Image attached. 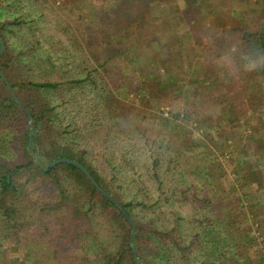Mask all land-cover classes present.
Listing matches in <instances>:
<instances>
[{"label": "rangeland", "instance_id": "374dc122", "mask_svg": "<svg viewBox=\"0 0 264 264\" xmlns=\"http://www.w3.org/2000/svg\"><path fill=\"white\" fill-rule=\"evenodd\" d=\"M214 2L176 0L180 13L190 10L189 17L183 13L181 21L165 31L156 25L157 36L146 47H135L133 42L131 47L109 48L102 37L109 24L103 23V17L105 9L111 7L110 0H22L18 10L36 18L31 23L34 31L24 27L32 38H39L35 56L49 51L60 71L38 68L27 54L20 58L31 62L27 73H52L60 82L50 93L56 107L54 137L60 144L83 153L88 165L121 200L158 202L156 206L160 208L150 214L167 221L177 217L180 224L176 231L180 230L186 239L197 231V223H189L188 217L231 212L233 231L247 234L250 239L241 250L240 259L247 257L251 264H264V183L260 191H254V198L247 199L244 194L251 191L244 174L253 173L264 181V75L260 73L264 54L251 59L245 53H235L234 45L229 48L227 42L221 43L227 29L244 27L254 32L262 28L264 0ZM136 3L122 10L128 13L131 7L138 11ZM179 33L184 34L181 44L175 42ZM240 40V33H233L228 39L231 44ZM17 42L15 35H10V43ZM117 51L120 54L114 56ZM188 57L201 59L196 66L208 72L207 79L194 72ZM75 79L82 80L70 82ZM158 80L166 83L167 91L157 90ZM177 80L187 87L211 85L217 94L225 90L228 101L217 104L214 100H195L180 91ZM114 89L120 90L115 97L119 104L114 100L107 102L106 96ZM177 110L180 118L167 121L171 112ZM0 144V157L17 160L18 153L7 138ZM236 170L239 173L235 175ZM191 183L199 198H209L208 209L194 204L188 192L186 197L176 190ZM76 202L78 208L86 209L82 202ZM69 213L75 215L73 206ZM101 219L93 232L97 245L106 244L111 231ZM54 225L53 221L52 228ZM216 225L222 232L224 226L220 222ZM3 233L0 228V264H37L22 255L26 250L41 254L42 264L76 261L75 258L68 262L69 258L66 262L63 253H55V257L48 237L42 233H38L37 241L29 238L21 248ZM87 238L80 247L73 246L71 255L80 264H103L94 255L84 253L83 246L96 247L93 235ZM203 253L195 248L189 261L179 263L215 261Z\"/></svg>", "mask_w": 264, "mask_h": 264}, {"label": "trees", "instance_id": "16d2710c", "mask_svg": "<svg viewBox=\"0 0 264 264\" xmlns=\"http://www.w3.org/2000/svg\"><path fill=\"white\" fill-rule=\"evenodd\" d=\"M214 1V3H222L225 0ZM21 2L22 0H0V34L4 41L0 66L16 95L33 117V121L29 123L28 116L12 98L0 78V143L7 138L8 143L12 144L15 152L18 153L17 160L7 161L0 157V228L5 231L4 237L12 238L16 246L21 248L26 240L30 238L32 241H37L38 233H42L43 236L48 237L53 255L56 257L57 254H65L66 262L69 258L68 262L76 258L73 264L80 263L77 257L71 255V249L76 245L80 247L83 244L81 241L88 239L87 235H93V244L96 247L93 249L83 246L84 253L94 255L103 264H180V260L189 261L195 248L198 252H204V256L215 258L212 264H251V260L247 257L240 259L241 250L250 239L247 234L233 231L230 221L234 216L233 213L212 212L202 215L201 218L188 217L189 223L192 224L194 221L197 223V231L186 239L180 230L176 231L177 225L180 224L177 217H167L169 219L167 221L165 217L156 219L155 214H150L160 208L156 206L158 202L148 204L143 200L140 202L121 200L88 165L83 153L58 142L52 131L56 107L52 104L50 93L60 85V82L52 73H45L48 74L46 76L27 73L30 71L28 68L31 62L22 60L20 56L29 55L34 65L40 69L44 67L45 71H60L58 68L60 65L50 56L49 51H45L44 56H35V43L39 38L37 35H33L32 38V34L24 29L34 31L35 27L31 23L36 18L18 10ZM135 3L138 11H134L131 7L128 13L122 10L127 8L124 6ZM175 3L176 0H110L111 7L105 9V17H103V23H109L104 29L105 36L102 37L105 47L120 48L123 45L129 46L133 42L135 47L148 46L153 37L157 36L155 30L157 27L165 31L171 28L169 26L175 25L174 23L178 24L183 13L189 17L190 10L186 9L185 12L180 13L181 10ZM104 18L108 21H104ZM225 33L226 36L221 43L227 42L229 48L234 45L235 53H245L255 60L264 54V24L254 32L240 27L227 29ZM233 33H240V42L231 44L228 41ZM10 35H15L17 44L10 43ZM177 37L179 38H176L175 42L179 41L181 44L184 34L179 33ZM14 49L17 52L14 53ZM119 54L117 51L114 56ZM176 54H179V50H176ZM166 57H162L163 61L167 60ZM170 58H174L173 55ZM188 58L194 72L207 79L208 72L196 66L202 62L201 59L197 57L194 61L195 57ZM14 61L18 66L14 65ZM166 73L170 75L169 71ZM260 73L264 75V65ZM213 75L217 80L215 71ZM81 80L75 79L70 82ZM157 82L158 91H167L166 83L160 80ZM177 84L181 92L195 97V100L202 99L204 102L214 100L217 104L228 101L224 98L225 90L217 94L211 85H207V89L205 85L200 84L187 87L178 80ZM117 93H120L119 89L110 91L106 96L107 102L114 100L119 104V99L115 98ZM170 115V118H166L167 121L176 120L180 118V111H173ZM257 145L259 146V142ZM59 157H68L81 162L103 189L117 200V203H112L104 197L76 166L69 163L47 166L49 161ZM238 173L237 170L234 171L235 175ZM179 176L180 179L183 178L182 173ZM244 176L251 189L244 194H247L245 195L247 199H252L255 197L254 191H260L264 181L253 173ZM195 188V184L191 183L186 188L176 190H180L179 193L186 197L188 192L194 204H203L208 209L209 198H199ZM75 201L82 202L86 209L78 208ZM71 206L74 209V216L69 213ZM121 208L128 212L135 223L132 237L136 257L130 246L131 224ZM100 219L109 224L111 231L106 244L97 245V236L95 237L93 232L95 224ZM53 221L56 226L52 228ZM218 222L224 226L222 232L216 225ZM169 225L174 226L169 227ZM36 253L26 250L22 255L26 260L33 259L37 264H42L39 258L41 254ZM13 260L12 258L11 262ZM199 264H203L202 260Z\"/></svg>", "mask_w": 264, "mask_h": 264}, {"label": "water", "instance_id": "95a60500", "mask_svg": "<svg viewBox=\"0 0 264 264\" xmlns=\"http://www.w3.org/2000/svg\"><path fill=\"white\" fill-rule=\"evenodd\" d=\"M4 48V41L3 38L0 34V54L2 52ZM0 78L2 79V81L4 82V84L6 85L7 90L9 91L10 95L12 96V98L15 100V102L19 105V107L26 113V115L28 116V121L29 123H31L33 121V117L31 115V113L25 108V106L23 105V103L20 101V99L18 98V96L16 95L15 91L13 90L11 83L8 81L7 77L5 76L4 72L2 71L1 67H0ZM30 138H31V134H30ZM58 163H69L72 164L74 166H76L77 168H79L87 177L88 179L93 183V185L95 186V188L104 196L106 197L108 200H110L112 203H117V200L112 197L107 191H105L103 189V187L97 182V180L93 177V175L89 172V170L78 160L76 159H72V158H68V157H59L56 158L54 160H51L48 162L47 166H53L56 165ZM122 212L124 213V215L127 217V219L129 220L130 224H131V237H130V246L132 249V253L133 255L136 257V249L134 246V242H133V234L135 232V223L133 222L132 218L130 217V215L128 214V212L124 209L121 208Z\"/></svg>", "mask_w": 264, "mask_h": 264}]
</instances>
